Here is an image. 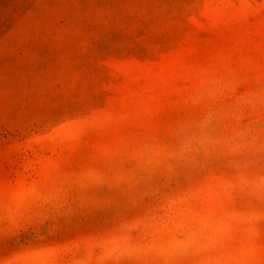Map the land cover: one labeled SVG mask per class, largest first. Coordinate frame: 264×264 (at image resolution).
Instances as JSON below:
<instances>
[{
    "label": "rangeland",
    "instance_id": "1",
    "mask_svg": "<svg viewBox=\"0 0 264 264\" xmlns=\"http://www.w3.org/2000/svg\"><path fill=\"white\" fill-rule=\"evenodd\" d=\"M0 264H264V0H0Z\"/></svg>",
    "mask_w": 264,
    "mask_h": 264
}]
</instances>
